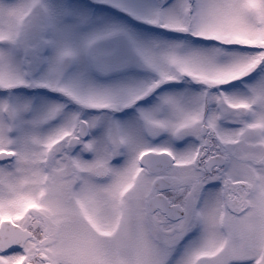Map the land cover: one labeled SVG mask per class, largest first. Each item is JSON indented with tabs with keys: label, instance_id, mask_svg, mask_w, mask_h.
<instances>
[{
	"label": "snow or ice",
	"instance_id": "6c2138e0",
	"mask_svg": "<svg viewBox=\"0 0 264 264\" xmlns=\"http://www.w3.org/2000/svg\"><path fill=\"white\" fill-rule=\"evenodd\" d=\"M0 264H264V0H0Z\"/></svg>",
	"mask_w": 264,
	"mask_h": 264
}]
</instances>
